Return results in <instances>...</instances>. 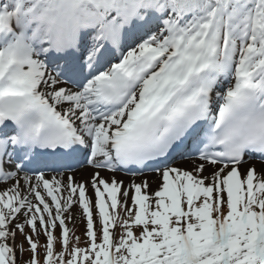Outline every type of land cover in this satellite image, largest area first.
<instances>
[{
	"label": "snow or ice",
	"instance_id": "1",
	"mask_svg": "<svg viewBox=\"0 0 264 264\" xmlns=\"http://www.w3.org/2000/svg\"><path fill=\"white\" fill-rule=\"evenodd\" d=\"M0 264H264V0H0Z\"/></svg>",
	"mask_w": 264,
	"mask_h": 264
},
{
	"label": "bare ground",
	"instance_id": "2",
	"mask_svg": "<svg viewBox=\"0 0 264 264\" xmlns=\"http://www.w3.org/2000/svg\"><path fill=\"white\" fill-rule=\"evenodd\" d=\"M153 187H155V185H153Z\"/></svg>",
	"mask_w": 264,
	"mask_h": 264
}]
</instances>
